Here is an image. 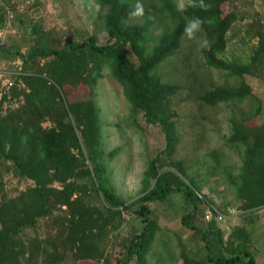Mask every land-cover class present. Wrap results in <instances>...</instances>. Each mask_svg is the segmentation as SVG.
I'll return each instance as SVG.
<instances>
[{
    "label": "trees",
    "instance_id": "16d2710c",
    "mask_svg": "<svg viewBox=\"0 0 264 264\" xmlns=\"http://www.w3.org/2000/svg\"><path fill=\"white\" fill-rule=\"evenodd\" d=\"M139 1L149 2V5L139 11ZM190 1L186 8L180 9L175 0H95L101 11L107 12L104 27L111 37L110 43L100 44L92 35L82 43L69 42L63 49L41 45L32 48L28 55L16 51L25 65L38 58L50 63L43 69L46 76L30 74L24 77V103L0 116V165L7 173L34 183L17 197L4 196L0 203V264H26L27 254L33 256L35 250L20 246L21 233L35 228L42 219L53 218L55 210L63 207L67 208V215L61 231L62 243L76 260L105 258L102 242L106 233L110 229L119 231L125 222L124 213L135 212L143 219L144 226L141 234L127 246L125 258L118 259V264H129L132 259L147 264V255L162 231L150 203L166 201L174 194H181L193 206L183 216V225L194 233L202 232L194 223L203 203L198 194L200 187L195 181L187 183L181 177L187 178L188 174L180 161L170 165L181 175L175 171L162 172L159 154L150 160L145 171L143 196L127 204L116 194L102 163L100 111L93 95L91 93L90 99L74 109L65 101L61 82L69 77L88 76L95 86L102 77L101 69L108 65L132 111L142 112L149 123L161 127L166 137L163 153L171 158L181 142L175 121L179 114L171 102L181 87L163 80L161 66L177 55L185 35L197 25L206 41L202 52L206 66L234 80V83H211L209 89L198 96L199 100L212 107L251 100L252 108L247 118L260 117L261 102L245 76L264 74V32L258 35V45L248 63L228 60L224 58L230 42L228 34L238 18L235 11L224 14L222 6L232 0ZM138 19L144 21L134 23ZM160 29L163 32L157 33ZM129 47L138 63L130 57ZM48 121L51 126L45 127ZM75 121L82 128L81 137ZM259 123L250 126L232 118L226 144L237 150L242 160L238 173L228 175L229 184L246 214L264 208V122ZM83 146L93 168L86 164ZM119 153L120 148H116L109 157L114 159ZM212 155L216 162L215 174L223 158L218 152ZM86 179L91 180V184L79 182ZM55 183L61 184V188L54 186ZM91 189L104 197L106 212L88 205L86 198ZM134 207L138 208L134 211ZM212 227L217 229L216 222ZM239 231L244 238L239 243L233 239L224 242L222 231L217 229L219 243L228 252L217 255L212 253L208 233H204L209 250L207 260L193 258L183 248V264H259L248 246L247 230ZM238 235L234 237L240 239ZM58 240L61 239L47 240L40 247L46 253L50 243Z\"/></svg>",
    "mask_w": 264,
    "mask_h": 264
},
{
    "label": "rangeland",
    "instance_id": "374dc122",
    "mask_svg": "<svg viewBox=\"0 0 264 264\" xmlns=\"http://www.w3.org/2000/svg\"><path fill=\"white\" fill-rule=\"evenodd\" d=\"M175 1L180 9L191 3L190 0ZM148 5L149 2L139 1L138 10ZM222 10L224 14L235 11L238 18L228 34L230 42L224 58L246 64L258 45V35L264 32V0H232L224 4ZM106 13L101 11L95 0H0V116L18 109L24 103V77L30 74L46 76L43 69L50 63L49 60L38 58L25 65L23 59L16 54L17 50L28 55L32 48H39L41 45L63 49L69 42L82 43L92 35L97 37L100 44H108L111 37L104 27ZM143 21L138 19L134 23L140 24ZM162 32L161 29L157 31ZM205 42L199 26L193 25L185 35L177 55L161 66L163 80L181 87L171 102L179 114L175 121L181 138L171 158L163 153L166 137L161 127L149 123L142 112L132 111L123 88L113 77L108 65L101 69L102 77L95 86H92L88 76L64 79L61 81L63 94L67 105L75 109L79 103L90 99L92 93L100 111L104 151L102 163L107 169L111 186L127 204L143 196L145 171L150 160L159 154L162 172L175 171L181 175L170 165L171 162L180 161L188 174L187 178L181 177L187 183L195 181L200 187L198 194L203 198V203L194 219L195 225L202 230L199 233L187 229L182 223L183 216L193 206L181 194H174L163 202L150 203L153 216L158 220L162 231L147 255V264H183V248L193 258L207 260L209 250L203 239L204 233H208L213 254H228L226 247L219 243L217 229L222 231L224 242L233 239L239 243L244 239L239 233L242 228L247 230V243L258 263L264 264V208L252 215L241 210V203L229 184L228 174H237L242 160L237 150L226 145L231 134L232 118H238L250 126L264 122V74L245 76L253 94L261 102L260 117L247 118L252 108L251 100L222 103L215 107L203 104L198 96L209 89L211 83H234L225 73L206 66L202 53ZM128 51L130 57L138 63L132 47ZM75 124L81 137L82 128L78 122L75 121ZM44 125L51 126V122ZM116 148H120V153L111 159L109 154ZM213 152H218L223 158L222 166L215 174ZM84 153L87 157L86 164L93 168L85 147ZM79 182L91 184L89 179ZM33 185L31 180L7 173L5 167L0 165V203L4 196L17 197ZM54 186L61 188L59 183ZM86 201L88 205L100 208L103 212L107 210L104 197L97 191L92 190ZM137 208L134 207L133 210ZM210 208L222 213L223 221H207L205 216ZM66 209L58 208L53 218L42 219L35 228L23 230L20 246L35 250L33 256L27 254L26 264H118V259L125 258L127 246L141 234L144 226L143 219L135 212H125V222L121 229L108 230L103 239L102 251L105 258L100 261L76 260L62 243L64 235L61 231L67 215ZM213 222H216L217 229L212 227ZM236 234H239L240 239L234 237ZM56 237L61 240L51 242L48 251L44 253L40 247L44 246L42 242ZM129 264L139 263L132 259Z\"/></svg>",
    "mask_w": 264,
    "mask_h": 264
},
{
    "label": "built area",
    "instance_id": "2783aa9c",
    "mask_svg": "<svg viewBox=\"0 0 264 264\" xmlns=\"http://www.w3.org/2000/svg\"><path fill=\"white\" fill-rule=\"evenodd\" d=\"M230 213H233V211L230 210ZM205 219L209 222H212L213 220L223 221L224 215L216 209L210 208L206 213Z\"/></svg>",
    "mask_w": 264,
    "mask_h": 264
},
{
    "label": "crops",
    "instance_id": "0c3cea01",
    "mask_svg": "<svg viewBox=\"0 0 264 264\" xmlns=\"http://www.w3.org/2000/svg\"><path fill=\"white\" fill-rule=\"evenodd\" d=\"M254 213V212H253ZM253 213H248L249 215H252Z\"/></svg>",
    "mask_w": 264,
    "mask_h": 264
}]
</instances>
